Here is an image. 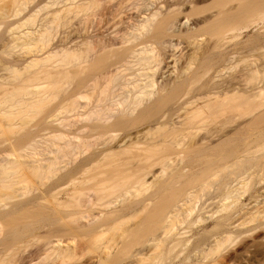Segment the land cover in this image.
Wrapping results in <instances>:
<instances>
[{
    "label": "bare ground",
    "instance_id": "1",
    "mask_svg": "<svg viewBox=\"0 0 264 264\" xmlns=\"http://www.w3.org/2000/svg\"><path fill=\"white\" fill-rule=\"evenodd\" d=\"M259 182L264 0H0V264H258Z\"/></svg>",
    "mask_w": 264,
    "mask_h": 264
},
{
    "label": "rangeland",
    "instance_id": "2",
    "mask_svg": "<svg viewBox=\"0 0 264 264\" xmlns=\"http://www.w3.org/2000/svg\"><path fill=\"white\" fill-rule=\"evenodd\" d=\"M241 180H247V181L250 180L249 179V172L242 174L240 177L237 178L236 181H233V185H235V187H240L242 184ZM219 182H220V178H218L217 181L214 180L212 182V187H210L208 191L203 193L201 200H200V208H204L205 210H213V209H216L217 206H219L221 199L224 197V194H223L224 191L222 192L221 189L219 190V187H218ZM261 183L259 185H256L255 187H257V189H258V187L260 188V186H261V188L262 187L264 188V182L262 184ZM249 186H253V184L249 185ZM251 189H249L248 193L247 192L245 193L243 198H246L250 194L249 192L253 190V189L252 190ZM258 264H264V259H262Z\"/></svg>",
    "mask_w": 264,
    "mask_h": 264
}]
</instances>
